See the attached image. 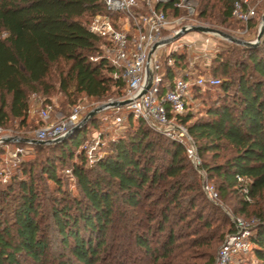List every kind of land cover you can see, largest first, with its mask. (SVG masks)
Instances as JSON below:
<instances>
[{"label": "trees", "instance_id": "trees-1", "mask_svg": "<svg viewBox=\"0 0 264 264\" xmlns=\"http://www.w3.org/2000/svg\"><path fill=\"white\" fill-rule=\"evenodd\" d=\"M235 1L198 0L195 18L220 24L231 19L241 29L231 17ZM156 7L180 14L170 4ZM99 14L118 17L102 0H0L1 128L24 123L30 96L49 94L51 79L64 94L73 88L75 98L98 102L123 95L124 83L102 57L105 41L89 32ZM161 63L164 79L172 81L187 57L177 51ZM206 70L221 80L215 87L220 94L200 117L189 108L179 123L230 214L264 220V36L256 47L225 44ZM200 90L194 87L192 95ZM97 126L90 118L58 143L18 144L31 149L34 159L7 183L0 181V264H214L213 251L233 224L207 199L185 149L129 117L125 135L108 141L103 157L87 167L81 146ZM64 169L78 195L64 189ZM237 177L248 180L249 200ZM250 242L251 255L264 264V224L255 227Z\"/></svg>", "mask_w": 264, "mask_h": 264}, {"label": "built area", "instance_id": "built-area-1", "mask_svg": "<svg viewBox=\"0 0 264 264\" xmlns=\"http://www.w3.org/2000/svg\"><path fill=\"white\" fill-rule=\"evenodd\" d=\"M102 1L106 10L116 13L118 17L113 20L105 14L96 15L90 23L89 32L105 41L102 57L114 69L113 78L120 79L125 85L123 95L114 102H127L124 106H109L104 109L112 112L113 124L118 127H122L131 117L134 121L144 122L147 127L168 140L179 143L185 149L192 167L201 175L202 190L207 199L217 204L218 195L199 169L201 163L195 145L185 126L179 123V117L191 107L194 87L202 90L212 89L219 86L221 80L210 75L196 74L197 59L189 58L186 68L176 69L173 80L167 81L161 72V58L185 47L188 54L201 48V56L210 61L211 49L206 47L212 46L213 37L232 42L218 33L193 31L194 27H204L194 21L193 0H154L156 5L170 4L172 10L185 12L178 16L167 15L165 11L154 5L153 0ZM256 15V6L251 0H236L233 3L231 17L241 25L234 39L248 33L249 24ZM165 32L167 33L164 34ZM190 33H197L202 39L195 38L193 41H183L181 44L178 42L180 38ZM168 48L169 51L166 53L165 50ZM173 63L171 58L166 57L167 67H172ZM208 65L209 62L205 63V69ZM84 109L85 107L80 104L73 105L68 115L60 117L55 123L38 128L34 132L33 140L53 144L73 134L77 127H82L90 120L89 113H84ZM51 111V106L41 108L38 112L40 119L43 122L47 121ZM4 132L5 130L0 127V146L20 142L18 139L6 136ZM24 143L31 144L29 141ZM101 145L99 137L94 138L92 142L82 144L81 150L85 155L87 166L95 165L103 157L104 154L97 152ZM22 153L23 150L16 147L9 155L17 159ZM237 183L239 191L246 200H249L248 180L237 177ZM225 213L233 224V230L224 236L216 252L214 264H257L251 255L250 238L255 227L264 224V220L259 218L245 220L233 217L227 211ZM244 257L248 260L245 261Z\"/></svg>", "mask_w": 264, "mask_h": 264}, {"label": "rangeland", "instance_id": "rangeland-1", "mask_svg": "<svg viewBox=\"0 0 264 264\" xmlns=\"http://www.w3.org/2000/svg\"><path fill=\"white\" fill-rule=\"evenodd\" d=\"M251 1L253 5L256 6L257 17L253 20L252 23L249 24L248 33L244 36H238L239 38L237 37V40H240L242 42H253L256 40L259 31V25L262 16L264 15V0H251ZM197 2L198 0H193L194 10L197 7ZM153 3L156 6L154 0ZM218 10L219 7H215V9L213 10V14L217 15ZM184 13L185 12L183 10L180 12V14H184ZM194 21L196 24L200 26H204L213 30H218L233 38L237 36L235 33L240 27L239 25L234 23L231 19L227 24H220L219 22H215V20L204 21L198 19L197 17L194 18ZM166 33L167 32H165L164 34ZM195 38L202 39V37L198 36L197 33H190L180 38L178 42H180L181 44L183 41H191V40L193 41V39ZM212 39L214 41L212 42V46L209 45L206 47L211 49L210 53L212 55V58L210 57V61L213 58H215L217 53L221 52L222 50H225V44L229 43L228 41H222L216 37L215 38L213 37ZM169 48L165 50L166 53L169 51ZM186 49L187 48L183 47L178 50V53H185L187 60L189 58L197 59V64L195 65L196 74H202V75L208 74V71L205 69L204 65L205 63L206 64H208V62L210 63V61L201 56L202 55L201 53L202 51L200 50L201 48H199L198 51L192 52L191 54H188ZM236 55L238 54L235 53V56ZM182 69L183 68H179V70ZM50 83H53L54 86L49 94L38 93L30 96L29 112L26 121L24 123H20V121L11 122L6 127V129H3L5 130L4 133L6 136L18 139V141H20L18 144L24 143L23 141L25 140L28 141L33 140L34 132L38 128L42 127L45 124L55 123L56 121H58V119H60V117L68 115L71 108L75 104H80L84 106L85 107L84 113H90L98 108H102L107 104L119 99V97L116 95H111L106 99L98 102L86 100L83 99V97L75 98V96H73V88H69L67 93L64 94L60 92L57 84L54 83L53 79H51ZM219 94L220 92L218 91L217 88L211 90H204V91L200 90V92H194L192 96L195 97L193 98L190 107L192 113H194L196 117H200V115L203 114V109L207 106V104L210 103L211 100L215 99ZM45 106H51L52 111L50 113L49 119L43 122L40 119L38 112L41 108ZM92 118H95L98 121V126L97 129L92 130L91 133L87 134V138L84 143L92 142L94 138L99 137L101 139L102 145L100 146L99 150H97L98 153H102V148L106 145L108 141L119 139L125 135L124 126L118 127L113 124V114L109 109L101 110L100 112L96 113ZM6 144L8 146H5L0 149V181L2 183L1 185L7 183L13 176L19 175V167L23 162L34 159V153L28 147L25 146L23 147L14 143H6ZM16 147H19L21 150H23V153L20 154L17 157V159L9 155V153L13 151ZM87 167H91V166H87ZM68 171L69 170L64 169L63 171L60 172V177L63 179L64 189L67 192L71 193L72 195H78V190L75 181L71 177L70 171L69 172ZM208 183L215 189L213 182L209 181ZM44 187H46V191H45L46 195L50 196L53 191L52 183L47 181ZM214 205L218 206L223 212L227 211L230 213V210L219 199L217 204ZM49 237L52 241L53 249L57 250L58 247L56 242V236L52 230H50ZM218 248L219 246H216V248L213 251V255H212L213 260H215V255ZM244 260L247 261L248 258L244 257Z\"/></svg>", "mask_w": 264, "mask_h": 264}, {"label": "water", "instance_id": "water-1", "mask_svg": "<svg viewBox=\"0 0 264 264\" xmlns=\"http://www.w3.org/2000/svg\"><path fill=\"white\" fill-rule=\"evenodd\" d=\"M193 31L194 32H208V33H218L220 34L221 36H224V37H227L232 43H235L237 45H241V46H244V47H256L259 42H261L263 36H264V15L262 16V19H261V25L259 27V31H258V35H257V38L255 40L254 43H250V42H242L240 40H237V39H234L220 31H217V30H213V29H210V28H207V27H194L193 28ZM127 102L124 101V102H111L109 104H107L106 106L102 107V108H98L96 109L95 111H92L88 114V116L90 118H92L96 113L100 112L102 109H104L105 107H109V106H124ZM85 122H83L84 124ZM81 127H77L74 131H78ZM68 137V136H67ZM65 137V138H67ZM64 138V139H65ZM63 139V140H64ZM28 140H25L23 142H27ZM62 140H57L55 141L54 143H57V142H60ZM29 142L31 144H45L44 142H41V141H37V140H29Z\"/></svg>", "mask_w": 264, "mask_h": 264}, {"label": "crops", "instance_id": "crops-1", "mask_svg": "<svg viewBox=\"0 0 264 264\" xmlns=\"http://www.w3.org/2000/svg\"><path fill=\"white\" fill-rule=\"evenodd\" d=\"M188 39V38H187Z\"/></svg>", "mask_w": 264, "mask_h": 264}]
</instances>
